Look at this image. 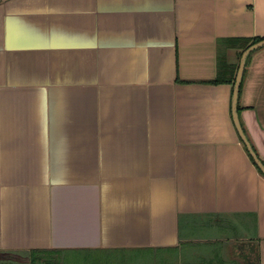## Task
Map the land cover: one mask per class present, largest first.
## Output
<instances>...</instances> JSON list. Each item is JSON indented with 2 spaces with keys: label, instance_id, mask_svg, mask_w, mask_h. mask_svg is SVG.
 <instances>
[{
  "label": "crops",
  "instance_id": "crops-1",
  "mask_svg": "<svg viewBox=\"0 0 264 264\" xmlns=\"http://www.w3.org/2000/svg\"><path fill=\"white\" fill-rule=\"evenodd\" d=\"M258 37L264 0H0V252L264 264ZM238 113L264 161V46Z\"/></svg>",
  "mask_w": 264,
  "mask_h": 264
},
{
  "label": "rangeland",
  "instance_id": "rangeland-1",
  "mask_svg": "<svg viewBox=\"0 0 264 264\" xmlns=\"http://www.w3.org/2000/svg\"><path fill=\"white\" fill-rule=\"evenodd\" d=\"M160 252H0V264H161ZM39 256V258H37Z\"/></svg>",
  "mask_w": 264,
  "mask_h": 264
},
{
  "label": "water",
  "instance_id": "water-1",
  "mask_svg": "<svg viewBox=\"0 0 264 264\" xmlns=\"http://www.w3.org/2000/svg\"><path fill=\"white\" fill-rule=\"evenodd\" d=\"M263 46H264V40H261L255 44L251 45L250 47H248L241 57V62H240L239 70H238L236 81H235L232 109H233L234 121H235L237 129L241 135V138L244 141L245 145L247 146L252 157L254 158L257 166L264 173V163L260 160V158L258 157V155H257L255 149L253 148L251 142L249 141V139H248V137H247L242 125H241V122L239 119V113H238L239 93H240V87H241V83H242L244 72H245L247 58L251 52H253L254 50H256L260 47H263Z\"/></svg>",
  "mask_w": 264,
  "mask_h": 264
},
{
  "label": "trees",
  "instance_id": "trees-1",
  "mask_svg": "<svg viewBox=\"0 0 264 264\" xmlns=\"http://www.w3.org/2000/svg\"><path fill=\"white\" fill-rule=\"evenodd\" d=\"M261 40H264V37H258V38H253V39H245L243 40L245 42V48L247 49L248 47H250L251 45L261 41ZM251 54V53H250ZM249 54V55H250ZM236 75V74H235ZM235 75H234V78L229 81L231 82L234 86H235ZM226 78H227V75H226V64H222L220 63L219 65V73H218V76L216 79H213L211 80L212 83H223V82H226ZM241 89H242V83H241V87H240V92H241ZM240 94V93H239ZM259 157V156H258ZM254 159V158H253ZM261 160V159H260ZM262 161V160H261ZM264 163V161H262ZM259 168V167H258ZM260 170V168H259ZM261 171V170H260ZM262 172V171H261ZM263 173V172H262ZM264 174V173H263ZM32 253H41V252H32ZM37 258H39V256H37Z\"/></svg>",
  "mask_w": 264,
  "mask_h": 264
}]
</instances>
